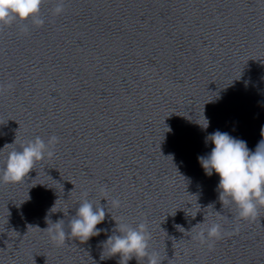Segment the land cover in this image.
I'll list each match as a JSON object with an SVG mask.
<instances>
[{
  "label": "water",
  "instance_id": "obj_1",
  "mask_svg": "<svg viewBox=\"0 0 264 264\" xmlns=\"http://www.w3.org/2000/svg\"><path fill=\"white\" fill-rule=\"evenodd\" d=\"M55 4L43 0L42 25L0 26V147L14 141L0 166L13 146L59 137L24 180L0 181V264H119L101 259L115 219L145 222L162 264H264V206L239 218L197 158L216 129L253 150L261 139L264 0ZM84 197L109 211L97 225L109 231L57 245L46 215L67 230ZM213 221L224 235L209 247L196 234Z\"/></svg>",
  "mask_w": 264,
  "mask_h": 264
},
{
  "label": "clouds",
  "instance_id": "obj_2",
  "mask_svg": "<svg viewBox=\"0 0 264 264\" xmlns=\"http://www.w3.org/2000/svg\"><path fill=\"white\" fill-rule=\"evenodd\" d=\"M42 2L43 0H0V26L10 24L16 19L29 18L34 24L42 25L45 22V18L39 15ZM64 6L65 0H56L54 13L61 14ZM8 87H12V84L9 83ZM204 117L206 122L198 123L206 129L210 121L205 115ZM261 132V139L253 150L246 140L233 136L228 131L216 129L207 133L205 137V143L210 142L213 145L210 151L199 154L197 157L207 175L218 173L216 190L219 193V199L223 204H235L238 209L237 215L242 219H254L259 208L264 206V126ZM58 140L59 137L55 134L49 136L47 140L36 136L19 148L11 147L3 165L0 166V181L24 180L30 170L35 168L37 161L43 160L45 156L53 155L52 146ZM13 143L14 141L5 143L4 146L13 145ZM101 197L106 198L108 203L107 193ZM56 200L49 209V213L61 210L55 207ZM120 203L119 198H111L112 207H119ZM106 211L109 212L101 203L97 205L84 197L78 201L75 213L71 214V219L67 221L69 225L67 230L63 217L53 221L50 215L45 217L47 227L44 228L49 232L50 239L57 245L66 243L69 237L72 240L89 241L90 237L109 231L108 228L97 227L105 220ZM196 214L197 212L192 216ZM115 221V230L100 242L103 249L106 246L108 253L101 256V259L111 258L119 253L117 257L119 264H129L133 257L139 264H143L141 258L144 257L147 258V264H162L163 258L158 252H149L151 233L147 230L145 222H139L133 226L117 219ZM196 235L201 243L212 247L215 241L224 235L223 226L218 221H213L201 228Z\"/></svg>",
  "mask_w": 264,
  "mask_h": 264
}]
</instances>
